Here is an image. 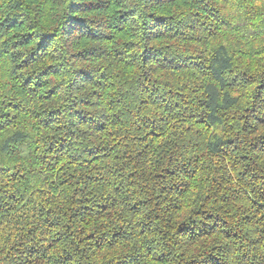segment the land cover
I'll return each instance as SVG.
<instances>
[{"label":"clouds","instance_id":"obj_1","mask_svg":"<svg viewBox=\"0 0 264 264\" xmlns=\"http://www.w3.org/2000/svg\"><path fill=\"white\" fill-rule=\"evenodd\" d=\"M83 3L0 0V49L34 42L0 54V264H264V0ZM97 16L110 39L65 31ZM46 37L62 67L37 93Z\"/></svg>","mask_w":264,"mask_h":264},{"label":"trees","instance_id":"obj_2","mask_svg":"<svg viewBox=\"0 0 264 264\" xmlns=\"http://www.w3.org/2000/svg\"><path fill=\"white\" fill-rule=\"evenodd\" d=\"M120 0H117V3H119ZM112 0H84V3L82 4V7L89 11V12H97V13H103L105 12L110 6H111ZM73 7H80L73 5ZM124 18H130L128 17L127 13H124ZM0 27H3L0 25ZM18 27V25L13 22L12 24H8L4 31L10 32L12 29ZM112 27L110 25L109 21L103 17V16H97L94 17L92 20L89 21V24L86 26L84 21H75L69 27L65 29L66 32L69 33L70 38H89L97 41L102 40H108L111 38L109 34V30ZM11 38V37H10ZM50 40V37H46L42 42L35 43L34 50H32L29 53L28 59L23 62L24 69L32 68L34 72L32 75H30L26 81L25 86H27L29 83L33 84V91L39 93L40 89H44L47 87V79L42 78H51L57 75H60V68L62 66H57L56 64H42L41 60L44 58V52H46L48 41ZM34 42L32 40V37L28 34H24L21 36V39L14 40L13 45H11L9 48H2L0 49V54L7 53L11 51V48L19 47V48H28L30 46H33ZM43 50V51H42ZM104 49L100 47L99 45L84 49L82 52H76L73 53V59L76 61H84V60H91V59H97L100 58L103 53ZM36 64H40L39 68H35ZM89 73L83 70H78L70 83V87H79L80 82L89 79ZM55 95V89H47V95L41 97V99H51V97ZM261 99H264V92H261ZM8 108H11L13 112H16L17 110H23L22 106L20 104H13L9 102L5 105ZM58 111V110H57ZM4 116L11 115L8 112H5L3 114ZM51 115V114H50ZM79 115V113H77ZM15 118V117H13ZM52 120H49V124L52 123ZM45 126H48L47 124ZM4 127L3 124H0V129ZM27 137L18 134L17 136L12 138L11 145H5L4 147L7 148L9 151H15L17 147H23L26 143ZM60 141H64V137L60 138ZM48 151L52 153L53 159H56L55 152H52L51 146L49 147ZM75 160L70 161V163H74ZM61 164L60 160L56 161L57 167H59ZM63 183V182H62ZM80 207L84 209H88L90 207L88 202H84ZM93 211H96V209H93ZM106 211V209H105ZM77 212H79V208L77 209ZM79 217L74 213L73 216L70 219H78ZM91 236V233H87L84 237L85 239L89 238ZM115 239V238H114ZM120 264H140L139 260L135 257H126L123 260L120 261Z\"/></svg>","mask_w":264,"mask_h":264}]
</instances>
